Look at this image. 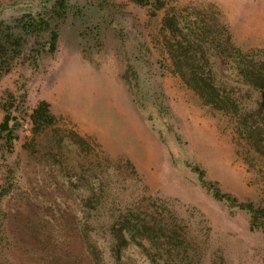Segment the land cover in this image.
<instances>
[{
    "label": "rangeland",
    "instance_id": "1",
    "mask_svg": "<svg viewBox=\"0 0 264 264\" xmlns=\"http://www.w3.org/2000/svg\"><path fill=\"white\" fill-rule=\"evenodd\" d=\"M43 1L0 0V34L7 28L21 34L17 20L44 11ZM164 1L154 14L155 0H111L106 8L66 0L67 13L52 18L46 33L23 35L0 77V123L1 103L12 92L25 96L28 118L47 103L54 124L36 132L31 120L23 121L12 152L0 149V209L9 213L15 246L8 256L17 263L65 264L63 250L78 238L66 223L82 215L84 175L100 193V182L106 183L107 209H137L178 223L190 240L178 264H264V234L251 230L249 214L215 200L188 164L199 163L224 190L261 205L264 163L245 148L233 116L205 105L174 72L162 33L168 11L185 31L196 18L218 20L243 52L264 54V0ZM206 48L218 78L246 88L242 100L254 108L264 100L230 60L211 44ZM130 64L138 70L143 102L124 79ZM11 182L17 185L8 190ZM33 225L53 231L47 230L51 238L38 240ZM83 246L80 239V264H93ZM128 255L129 264H150L137 250Z\"/></svg>",
    "mask_w": 264,
    "mask_h": 264
},
{
    "label": "trees",
    "instance_id": "2",
    "mask_svg": "<svg viewBox=\"0 0 264 264\" xmlns=\"http://www.w3.org/2000/svg\"><path fill=\"white\" fill-rule=\"evenodd\" d=\"M92 1L103 8L112 3L111 0ZM134 1L140 5H148L150 2V0ZM43 4L44 11L31 12L17 20V28L22 32L21 34H16L15 29L9 28H7L8 33L4 35H1V31L0 77L10 70L11 59L15 55L16 48L22 45L23 35H43L49 30L50 20L64 16L68 10L66 0H44ZM154 7L156 14V11L166 7V2L155 0ZM180 24L179 16L175 12L166 13L162 33L172 49L170 57L174 72L200 96L205 105L233 116L245 148L253 153L257 160L264 163V100L255 103V108L250 107L240 95L246 88L220 80L212 66L206 46L211 44L218 55L230 60L247 87L263 93L264 54L243 52L234 43L228 26L223 24L221 27L218 20L206 23L196 18V22H191L188 31H185ZM2 27L3 23H0V29ZM57 39V35L54 34L50 43L51 51L55 50ZM148 51L152 52V49L149 48ZM138 74L135 66L130 64L124 79L134 90L138 102H143ZM24 98V95L18 98L12 92H7L4 96L1 103L5 113L0 123L1 150L12 152L14 142L18 139L17 131L22 127L23 121L31 120L36 132L54 124L47 103H42L28 118L23 108ZM188 164L197 175L201 187L215 200L228 205L232 212L236 210L247 212L250 216L251 230L264 234V202L258 205L254 202L242 201L232 192L224 190L219 181L209 178L206 169L199 163ZM83 176L80 175V189H83V193L80 194L82 215L77 216L74 222L66 223L65 228V230L69 229L68 231H77L78 238L76 245L71 244L63 250L66 253L65 264H80V239L84 245V253L88 254L93 264H129L128 260H131V256L126 255L131 250L139 251L150 264H178L179 258L180 262L185 260L184 253L188 251L185 252L190 240L184 232L180 233L178 223L166 222V215L158 218L156 214L137 209H107L110 199L105 195L106 183L100 182V188L103 189L100 193L95 190L96 184ZM16 185V182H11L7 188L12 190ZM71 186H74V183L71 182ZM9 221V213L0 209V256L4 259V261L0 259V264H19L13 256H8V254L12 255V248L15 246V237L9 227ZM38 229L42 227L37 225L31 227L32 231L40 234L37 235L38 240L45 241L51 238L47 231L50 229L43 227V232L37 231ZM44 232L45 235H42Z\"/></svg>",
    "mask_w": 264,
    "mask_h": 264
}]
</instances>
